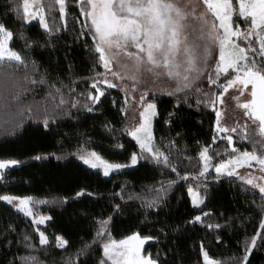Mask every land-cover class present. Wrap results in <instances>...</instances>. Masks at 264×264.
Wrapping results in <instances>:
<instances>
[{
  "label": "trees",
  "instance_id": "trees-1",
  "mask_svg": "<svg viewBox=\"0 0 264 264\" xmlns=\"http://www.w3.org/2000/svg\"><path fill=\"white\" fill-rule=\"evenodd\" d=\"M10 2L12 0H0V20L33 42L30 48H26L24 39L14 37L11 46L29 60L34 59L39 72H46L48 80L56 82L57 87L74 88V94L64 92L65 99L71 98L79 103L71 109V115H56L47 129L38 112L25 115L21 125L16 127V109L14 106L5 108V97L10 100L17 88L9 84L5 89V77L0 74V159L20 161L5 171L4 179L0 180V195H28L36 200H47V204H34V211L51 217L46 225L39 227L50 241L41 246L39 234L34 230L37 226L31 219L0 201V264H10L13 259L18 261L20 256L28 254L23 242L25 233L39 249L33 254L44 264H98L103 258L99 244L83 252L78 261L76 253L92 240L95 220L109 214L112 215L111 234L115 239H122L133 231L158 236V241H149L145 248L154 256L159 253L162 264H203L201 242L210 257L220 260L221 264H239L245 241L259 230L260 221L264 219V197L233 176L222 174L217 179L218 174L210 171L206 180L194 178L201 168L198 156L201 146H210L212 165L239 154L232 153L231 146L218 137L215 111L210 107H197L194 96L185 103L182 94L169 95L174 87L172 83L169 85L173 87L166 92L149 95L157 105L158 115L153 122L157 141L161 138L165 144L169 140L176 141L172 155L179 165L178 171L181 175L190 172L192 176L188 180L178 179L158 207L145 208L144 201L138 197L150 199L154 195L152 187H158L161 180L177 179L175 174L141 162L104 176L101 170L79 160V150L84 148L116 162H127L129 154L138 150V146L124 131L126 126L131 127L133 118L131 104L128 105L127 118L119 110L124 104V90L104 87L101 104L93 106L91 112L84 107L88 103L87 93L94 91L92 81L99 78L96 73L104 69L98 63L91 33L85 28V34L80 35L85 18L80 14L76 0H67L66 27L58 5L46 8L53 28L51 34L46 33L38 21L24 23L18 20L7 7ZM51 2L44 0L46 5ZM20 71L23 73V69ZM32 71L33 65L29 63L28 72ZM202 87L205 91H216L206 81H202ZM46 95V85L35 87L26 94L30 100L34 98L35 108L46 104L51 115L57 100L45 99ZM169 113H174L171 124L166 123ZM106 124L114 126L115 131H109ZM256 129L257 125L249 126V134L254 140H243L239 129L232 134L239 151H253L254 142L264 139ZM118 142L123 148L117 147ZM255 150L260 153L264 149L255 143ZM36 156L41 159H35ZM202 183L208 185L207 207L203 205L202 208L213 215L205 218V223H189L201 214V208L192 204L187 189ZM81 189L85 190V195L77 197L76 193ZM201 192L203 194V189ZM115 204L120 205L118 211L114 209ZM207 223L224 226L214 230L207 228ZM8 224L16 226L15 232L6 231ZM57 234L69 241L64 248L57 246L54 240ZM217 235L221 238L219 241L215 238ZM249 261L250 264H264V249H254Z\"/></svg>",
  "mask_w": 264,
  "mask_h": 264
},
{
  "label": "snow or ice",
  "instance_id": "snow-or-ice-1",
  "mask_svg": "<svg viewBox=\"0 0 264 264\" xmlns=\"http://www.w3.org/2000/svg\"><path fill=\"white\" fill-rule=\"evenodd\" d=\"M76 4L79 5L80 14L85 18L80 35L85 34V28L91 33L98 63L104 69L103 72L96 73L99 78L92 81L91 87L94 91L87 93L88 103L84 107L89 112L93 111V106L100 105L101 97L105 96L104 85L108 88H117L127 78L135 82L130 85L131 95L128 88L124 89V104L119 110L127 118L129 103H133V106L138 103L140 109L135 126H126L124 129L138 146V150L129 154L127 162H116L95 150L81 148L80 159L84 164L93 169H101L104 176L119 173L141 162L167 169L175 174L177 179L158 181L159 186H153L151 189L154 195L150 199L146 196L138 197L144 201L143 206L149 209L158 207L163 202L178 179L188 180L192 176L190 172L185 171L181 175L178 171L179 165L172 155L176 141L169 140L167 144L163 138L157 141L153 121L158 111L154 98L148 97L149 90L145 88L138 97L135 95L140 82L137 73L143 68L152 74L154 80L165 77L174 85L173 90L168 92L169 95L182 94L185 103H188L190 96H194L197 107L212 108L216 116V132L224 134L222 139L231 146L232 153L239 152L238 155H230L229 159L212 165L213 155H210V146H201L198 153L201 168L194 178L206 180L209 168L214 167L218 174L217 179L222 174L228 177L239 176L247 185L258 189L264 197V150L260 153L255 150V143H259L264 149V139L254 142L253 151H239L232 135L237 133L238 129L243 140H254L249 134L247 121L242 126L228 127L222 124L223 110L217 108L218 104H224L223 98L229 89L235 88L238 94L232 99L244 110V115L257 125L259 136L264 138V0H236L235 3L234 0H76ZM55 5L59 6L60 17L65 20L66 27L67 0H52L47 5L44 0H12L7 7L16 14L18 20L24 23L37 20L45 32L51 34L53 28L50 26L46 8L51 9ZM241 24L244 25L243 29ZM14 37L24 39L26 48H30L33 43L22 32H14L7 26L6 21L0 20V74L5 77V89H8L9 84L17 88L16 93L10 96V100L5 97V108L15 107V116L18 117L16 127L21 125L25 115L38 112L44 128L47 129L50 120L56 115H71V109L77 107L79 101L65 99L64 95L65 91L74 94L75 89L63 85L57 87L56 82H50L46 72H39L34 59L29 60L11 46ZM121 55L131 61L135 69L131 76L126 71L129 64L120 63ZM29 63L33 65L31 73L28 72ZM202 81H206L216 91H205ZM41 85L47 86L45 99L57 100L51 115L46 104L37 109L32 102L34 98L30 100L26 96L28 92ZM115 103L113 100V105ZM177 103L179 104V101ZM173 118L174 113H169L166 123L171 124ZM105 127L111 132L115 131L114 126L106 124ZM215 142L214 135L213 143ZM117 147L123 148V144L118 142ZM35 159L41 157L36 156ZM187 159L191 160V157ZM253 162L259 166V176L252 174L244 176L236 171L237 168L244 166L252 168ZM18 164L20 161L17 159H0V180L4 179L5 170ZM207 189L206 183L188 187L191 202L197 208L201 205L207 207L205 203ZM83 195L84 189L76 193L77 197ZM0 201L14 205L19 212L30 217L34 225H43L51 219L50 216L37 215L34 211V204H47V200H36L28 195L3 194L0 195ZM114 209L118 211L120 205L115 204ZM200 212L201 214L193 217L189 223H205V218L213 215L203 208ZM111 222V214L95 220L93 238L77 251V261L92 245L99 244L103 250V258L98 264H162L159 253L154 256L145 248L149 241H158V236L133 231L122 239H115L111 234ZM205 226L219 230L224 225L207 223ZM15 230L16 226L13 224L6 226V231ZM34 230L39 234V245L46 246L50 243L44 231L39 227ZM215 238L217 241L221 239L219 235ZM54 240L60 248L69 244L63 235H55ZM23 242L26 250H29L28 254L20 256L18 261L13 259L10 264H44L33 254L39 249L29 234L23 235ZM257 248L264 249V219L260 221L259 230L245 241L239 264H250L249 257ZM200 249L203 264H221L220 260L210 257L203 242Z\"/></svg>",
  "mask_w": 264,
  "mask_h": 264
},
{
  "label": "rangeland",
  "instance_id": "rangeland-1",
  "mask_svg": "<svg viewBox=\"0 0 264 264\" xmlns=\"http://www.w3.org/2000/svg\"><path fill=\"white\" fill-rule=\"evenodd\" d=\"M235 2H236V0H234V3ZM35 21H37V20H33L32 22H35ZM89 23H90V21H89ZM240 26L243 29L244 26L243 25H240ZM119 60H120V63L121 64H123V63H128L129 64V68L126 69V71L128 72V75L129 76H131L132 74L135 73V69L132 67L131 61H128L127 58L124 57L123 55H121L119 57ZM117 67H119V65H117ZM137 75L139 76V81H140L139 84H138V90L135 92V95L137 97L142 93V90L145 89V88L149 90L148 91V97H149V95L161 94L163 92H166L168 90V88L174 86V85L173 86L169 85V83H171V82L169 80H167L165 77H161L160 79H155L154 80L152 74H150L149 72H147L143 68L141 69V72L140 73H137ZM134 82L135 81L126 78V81L119 88H121L122 90H124L125 88H128L129 89V95H131L132 93L130 91V85L132 83H134ZM104 87H107V85H104ZM237 94L238 93H237V91H236L235 88L229 89V92L227 94H225V96L223 98L224 99V104L223 105H219V104L217 105V108L218 109H222L223 110V114H222V118H221L222 124H226L228 127H233V126H238V125L239 126H242L245 123V121H247V123H248L249 126L256 125L251 120H249L248 117H246L244 115V110L242 108H240V107L237 106V101H235L234 99H232V97L234 95H237ZM246 95H247V93H246ZM241 100H243V98H241ZM130 104L133 107V118H132V125H131V127H133L136 124V120H137V117H138V112H139L140 109H139L138 103L136 104V106H133V103H129V105ZM217 135H218V137L220 139H222V136L224 134L217 133ZM79 160L82 163H84L80 159V157H79ZM87 166H89V165H87ZM96 170H101V169H96ZM210 171H214L215 172L214 167H210L209 168V172ZM236 171L239 172L241 175H244V176H247L249 174L256 175V176H259L260 175V173H259V166L256 165L255 162H253V167L252 168H249L247 166H244V167H241V168H237ZM233 177H236L239 180H241L239 178V176H233ZM242 182L245 183V181H242ZM248 186L251 187L250 185H248ZM252 189L254 191H256L257 193H259L258 189H254V188H252ZM11 195H13V194H11ZM15 196H20V195H15ZM24 196H26V195H24ZM5 203H7V202H5ZM11 206H13L15 208L14 205H11ZM202 207H203V205H201L199 208H202ZM37 215H40V214H37ZM47 222L45 224H43V225H36V226L37 227L44 226V225L47 224ZM146 244H145V246H146Z\"/></svg>",
  "mask_w": 264,
  "mask_h": 264
}]
</instances>
